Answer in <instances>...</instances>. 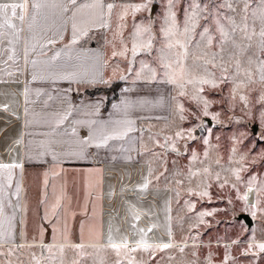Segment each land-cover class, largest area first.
I'll use <instances>...</instances> for the list:
<instances>
[{"label":"crops","instance_id":"obj_1","mask_svg":"<svg viewBox=\"0 0 264 264\" xmlns=\"http://www.w3.org/2000/svg\"><path fill=\"white\" fill-rule=\"evenodd\" d=\"M5 2H20V0H0V3ZM42 2L49 7L40 10L31 30L26 18L22 32L16 37H5L0 43V162H15L23 165L22 168L13 169L12 184L5 188L0 197L4 206L3 215L0 216V233H2L0 264L7 259V253L9 250L12 251L13 247L16 249L13 252L17 254L16 261H18V258L23 259L20 250L23 247L28 249L41 246L42 242L57 241L50 238L41 241L25 239L27 234L24 228L25 208L30 205L31 213L34 214L33 211H36L38 203V197L33 196L32 191L28 190L43 188L42 185L46 187L47 197L39 204L44 206L42 212H45V208L53 212V217L48 218V221L52 222L56 218V213H64L63 205L66 196L70 194L72 183L80 180V177L75 175L78 173L87 179L89 173L98 174L100 191L97 193L92 191V193L99 194L101 198L98 212L102 224L107 223L104 219L108 218L110 221L108 224L115 230L113 236L117 239L114 242L125 234L133 239L139 238L133 225L136 228L147 229L152 224L157 227L147 233L148 242L169 241L172 198L168 187L158 188L153 184L154 181L144 191L133 186L142 182L141 177L147 175L149 167L154 168L155 160L153 150L150 151V142L153 138L155 140L159 135H164L160 132L165 130L164 127L173 117V85L164 81L162 71H159V79L155 81L120 79L119 70L124 67L115 65V60L119 57H112L113 47L109 53V48L102 39L101 42H96L97 34L102 32L103 35L105 28L90 29L88 35L80 37L69 50L65 46L70 44L72 29L71 22H65L72 13L70 11L62 15L60 9L54 6L66 0H42ZM92 2L93 0H78V3ZM104 3L109 2L104 0ZM112 19L115 21V9ZM16 23L20 26L19 21ZM113 25L115 29V22ZM61 31L63 39H57L54 45H48L47 40L55 39ZM9 40L13 43L10 44ZM41 45L45 46L41 48ZM12 48H15V53L12 52ZM57 52L60 53L59 57L52 61L51 58ZM10 56L12 59H9ZM129 58H132L130 51L127 55V59ZM32 61H36L35 67ZM59 65H65V71L87 73V79L95 76L96 83L90 84L86 80L75 83L49 78L54 66ZM33 74L37 79H32ZM115 81H120L121 85L118 95L113 97L108 108H105L106 99L103 94L88 95L87 93L89 87L103 86L105 83ZM26 88L27 94H25ZM69 89L72 90L68 91ZM122 100L133 103V107L127 112V117L123 110L112 107V104H120ZM98 102H102L99 113L93 114L94 106ZM70 104L73 106L71 115L63 124H57L59 116L69 111ZM4 105L8 106L7 109L3 107ZM124 118L136 121L134 126L136 130L129 133L128 138L110 141L107 147L101 148H97L95 144L85 145L79 142L88 137L92 129L87 123L77 124L76 121H108ZM96 127L98 125L92 126V128ZM73 128L76 130L75 134L72 132ZM43 133L49 135H42ZM18 139H22V143L16 145L14 142ZM41 141L51 142V149L57 153L56 161L52 159L51 154L40 155L45 151ZM145 148L148 151H145ZM76 152H83V157L69 155ZM93 159H96V162H93ZM17 184L20 187L18 195ZM122 188L125 190L122 191ZM56 195L60 200L58 206H56ZM70 198L72 202L71 195ZM130 203L147 214L139 221H135L129 211ZM39 208L40 206L38 211H41ZM260 219L263 220L264 217ZM260 219L255 220L256 224ZM105 234L108 236L106 232ZM31 235L35 234L29 233V236ZM259 239L264 240V237ZM24 240L29 244H22ZM80 240L107 241V239L91 238ZM36 242L40 243L34 244Z\"/></svg>","mask_w":264,"mask_h":264},{"label":"rangeland","instance_id":"obj_2","mask_svg":"<svg viewBox=\"0 0 264 264\" xmlns=\"http://www.w3.org/2000/svg\"><path fill=\"white\" fill-rule=\"evenodd\" d=\"M108 2H114L118 6L123 4H136L142 2V0H107ZM200 3L208 2V0H199ZM224 0H214V4L219 5L223 3ZM260 0H250V7L247 12L248 23L252 26L255 22V27L257 33L260 27L259 14L253 15L254 10L257 9ZM189 0H177L175 11L177 13V21L183 25L185 9L187 8ZM233 7L235 11H231L227 8L221 9L223 15L232 16L235 18L237 23H241L242 17L245 13L242 11L244 0H232ZM167 0H154L153 12L151 13L154 19V32L156 39L154 40V47L151 53L139 52L135 57L134 63L131 64L132 71L129 72L128 68L130 66V61L132 58L119 57L115 60V65H120L119 76H126L127 79H136L135 73L139 71L140 61H146L151 67L157 68V73L162 71L159 67L158 50L165 43L163 37L160 33V26L163 23L162 17L166 9ZM122 11L120 7L115 9V21L112 19L109 28H105L102 32L97 34L96 42H101V39L107 44L109 48V53H111L112 43L114 41V35L118 31H122V37L125 43H128L129 49L131 48L130 34L133 32L134 19L135 22H140L143 20L145 23L148 22L150 13L147 11H141L135 13V18L131 9H129V15L125 18V27L122 30L118 29V24L120 23L118 19V14ZM113 22H115V29ZM226 23V22H225ZM205 21H201V27L196 29L199 33L202 30V26ZM208 26L210 29H215L214 22L211 18L208 21ZM92 38H94L92 36ZM235 38L238 44L247 45L249 42L242 39L241 33L237 32ZM120 35H115V48L119 50L121 48ZM95 40V39H94ZM91 39L89 38V42ZM199 41V36L197 35L192 41L189 47L190 58L189 65L193 63H200V61L195 60L196 56L202 55L204 52H219V46L217 40H214L213 46L211 48L205 47V41H200V48L195 47L196 42ZM258 37H253L251 48H246V50L241 53L238 49L229 43L225 45L224 58L228 60L230 55H237L242 60V63L247 66V58L252 56L255 58L254 54H258L257 51ZM129 54V53H128ZM229 70L231 71V64H229ZM124 71V72H121ZM219 75V71H217ZM133 77V78H132ZM159 79V75L157 76ZM156 79V80H157ZM143 80V79H140ZM147 81V80H144ZM258 81V75H257ZM121 82L115 81L114 83H105L103 86L89 87L87 89L88 95H94L96 93L103 94L105 99H112L118 95V89ZM232 84L230 82L221 84L219 88H205L204 95L211 101L209 111L212 113H219V123L212 119L211 116L204 117L198 110L197 105L191 101L188 97L179 98L185 106V109H189L191 112H195L197 116L201 117L203 121V127L196 130L194 135L197 137L195 140H188L187 138L177 140L176 147L179 149L178 152L172 151L171 148H162L160 145L165 143L166 136H173L175 131L178 130L177 126L183 127L185 129L195 126L200 123L195 117H193L189 112L185 115L188 119L180 121L176 113V101L173 100V111L172 119L168 121L165 130H161L160 133L164 135H159L157 137L160 141V145L154 143V138L151 144V150L154 154L153 170L154 175L160 176L159 180H154V185L167 186L171 198V241H232L237 240L243 241L251 239V235L254 232L256 240L264 237V217L261 213L257 212L256 217H252L250 212L243 211L244 203L237 198V190L231 187V184L235 183L239 189V193L243 194L246 190V182L252 176H256L258 183H264V159L260 157L262 151H264V140L260 139L261 135H264V126L260 124L259 121V111L261 109L260 103H258V97L261 94L262 86L257 82L253 85V91L247 93L249 95V108H245L243 103L237 98L236 101L230 99L229 93ZM173 97L177 96V88L173 85ZM189 92H191V86H189ZM249 110L251 111V116L248 115ZM208 129H211V134L209 135ZM241 134H246L244 138ZM218 138V139H217ZM204 139L209 140V144H204ZM236 140H242V143H235ZM186 146V147H185ZM238 149L236 156H232V147ZM197 154V160L193 161L191 156L192 153ZM207 152L208 155L205 157L204 153ZM247 153V159L243 162L239 161V154ZM219 158V165L216 164V160ZM231 158V159H230ZM255 158V159H253ZM153 160V161H154ZM210 166L212 172H219L221 176L220 182H223L225 178L228 179L229 183L225 187H219V183L213 177L209 178L204 175L193 177L191 183L189 182V173L201 170L204 167ZM238 167H244L245 170L241 172V179L237 181L235 176L229 169H235ZM91 171V169H87ZM80 177L81 182L75 181L72 183V189L70 194L66 196L64 213L57 214L55 220L48 221V218H52L51 211L42 212L43 205L41 201L47 197L48 190L44 185L43 188L28 190L32 191L33 196L38 197V203L36 205V211L32 214L30 210V205L25 208L26 214L24 218V228L27 230L25 239H55L60 240H74L81 241L82 238L87 239H107L105 232L108 235L109 225L108 218L107 223L101 222V216L98 212L99 200L101 198L95 195L93 192L97 193L100 191V183L98 179V174H87V178H83L81 173L75 174ZM183 180L182 185H178L176 181ZM201 181H206L210 184L208 191L210 193V198L205 197L203 199L190 195L186 189L191 186L196 188ZM199 190V189H198ZM255 190V188H254ZM62 191V190H61ZM177 191L179 195L177 196ZM36 193V195H35ZM56 193V192H55ZM72 197V202L71 198ZM53 197V196H52ZM58 196L56 195L55 200L57 202ZM60 201V200H59ZM195 203V209L189 210L188 205L185 203ZM40 203V204H39ZM39 204V205H38ZM38 206L41 211H38ZM264 206V205H262ZM101 208V206H100ZM63 211V210H61ZM200 211L212 212L210 216H205L204 222L201 223L198 218V213ZM42 213V214H41ZM62 215V216H61ZM34 217V218H32ZM247 217L252 219L248 222ZM46 221H43V219ZM256 219H260L259 222H255ZM48 221V224H46ZM49 225V227H48ZM194 225H199L198 227ZM83 226V227H82ZM112 227V226H111ZM113 229V228H112ZM29 233L35 234L34 236H29ZM115 235V230L113 233ZM47 235V236H46ZM84 241V240H82ZM118 242V241H117ZM168 242V241H167ZM166 243V242H165ZM43 245H52V251L49 252L47 248L42 247L43 245L33 246L27 249L23 247L22 250L23 259L18 258L17 254L13 252L16 250L14 247L12 251H8L7 259L3 261V264H36V259H40V264H72V261L79 260V264H117V260H122L123 257H118L114 250L106 247L107 244H90L85 245L83 253L71 247L74 244H48L42 242ZM248 243L234 244L232 247L228 244H185L182 246H173L170 249L157 250L151 256L149 253L137 252L133 253L137 260H143L146 264H207L208 257L211 255L213 264H222L226 252L234 257V260H230L229 264H264V253H261L258 257L254 256L253 253L244 254V250ZM64 245V251H59V246ZM97 246V247H92ZM227 246V249L226 247ZM183 248V252L180 249ZM255 251V250H253ZM23 262V263H22ZM125 264L127 262L125 261Z\"/></svg>","mask_w":264,"mask_h":264},{"label":"snow or ice","instance_id":"obj_3","mask_svg":"<svg viewBox=\"0 0 264 264\" xmlns=\"http://www.w3.org/2000/svg\"><path fill=\"white\" fill-rule=\"evenodd\" d=\"M154 0H142L140 3L136 4H123L117 5L114 2L104 3V0H93L92 3H78V0H66L64 3L54 5L60 9L62 15H66L71 11V16L67 17V20L71 22L72 37L69 45L65 47L69 50L71 45L78 42L80 37L87 36L90 29H100L109 28L111 25V19L113 16V11L117 7H120L122 11L118 14V19L120 23L118 24V29L122 30L126 25L124 23L125 18L129 15V9H131L133 18H135V13L141 11H147L150 13L148 22L145 23L143 20L140 22H135L133 24V32L130 34L131 48L129 49L128 43H125L122 37V31H118L115 35H120L121 48L116 50L115 45H113L112 57H123L127 58L129 51L131 52L132 61H130V66L128 71H132L131 64L134 63L135 57L139 52L151 53L154 47V40L156 35L154 32V19L151 16L153 12ZM177 0H167L166 9L163 14V23L160 26V33L163 37L164 44L158 50L159 67L162 69V77L165 82L170 83L177 88V96L172 97L176 101V113L180 121L188 119L185 115L189 112L193 117H195L200 123L190 128H183L179 125L178 130L173 136H166L165 143L160 145L158 139L154 140V143L160 145L162 148H171L172 151L178 152L179 149L176 147V141L187 138L188 140H195L197 137L194 135L196 130L203 127V121L200 116H197L195 112H191L189 109H185V106L180 102L179 98L188 97L193 101L201 115L204 117L211 116L213 120L219 123V113H212L209 111L211 101H209L204 95L205 88H219L221 84L230 82L232 87L230 89V99L236 101L237 98L241 101L245 108H249L250 100L249 95L253 91V85L257 82L264 89V0H260L257 9L254 10L253 15L259 14L260 27L257 33L255 22L252 26L248 23L247 12L250 7V0H244L242 11L245 15L241 19V23H237L235 18L232 16L223 15L220 11L221 9L227 8L231 11H235L233 7L232 0H224L223 3L216 5L214 0H208V2L200 3L199 0H189L188 6L185 9L183 25L181 29L180 23L177 21V13L174 10L176 7ZM49 7L48 4L42 2V0H20V2L12 3H0V43L3 42L5 37H16L24 29L22 25L24 24L26 18L28 19L29 30L32 29L35 23L36 16L40 13L42 8ZM214 22L215 29L214 32L208 26V21ZM205 21L202 26V30L197 33L196 29L201 27V21ZM16 21L20 22V26L17 25ZM226 22V23H225ZM63 27V26H62ZM241 33L242 39L248 41L247 45L238 44L235 38V34ZM114 35V39H115ZM199 36V41L196 42L195 47L200 48V41H205V47L211 48L213 46L214 40H217L219 46V52H204L202 55L196 56L195 60L200 61V63H193L189 65L190 51L189 47L196 36ZM253 37H258L257 51L258 54H254L255 58L249 56L247 58V66L242 63V60L237 55H230L228 60L224 58L225 45L231 43L234 48L238 49L243 53L246 48H251V41ZM57 39H63V32L61 31L59 35L54 38H49L47 40L48 45H54ZM9 43H13L9 40ZM45 45H41L43 48ZM27 51V50H26ZM12 52L15 53V48H12ZM60 53L57 52L55 56L51 58L55 61L59 57ZM9 59H12L10 56ZM35 67L36 61H32ZM229 64H231V71L229 70ZM65 65L54 66V70L49 73V78L68 80L70 82L82 83L86 82L90 84L96 83V77L92 76L91 79H87V73L77 72V71H65ZM219 71V75H217ZM136 79L155 81L157 79L158 73L157 68L151 67L146 61H140L139 71L135 73ZM258 75V81H257ZM32 79H37V76L33 74ZM120 79H127L126 76H121ZM189 86H191V92H189ZM69 89L68 91H71ZM28 89H25V94H27ZM258 103L261 105L259 111V121L262 126H264V90L258 97ZM102 102H98L94 108L93 114H98ZM7 109V105L3 106ZM72 105H69V111L60 115L57 124H63L67 120L68 116L71 115ZM114 109H121L125 112V117H127L128 110L133 107V103L127 100H122L120 104H112ZM248 115L251 116V111L249 110ZM75 123H87L89 128L92 129L88 137L79 141L85 145L95 144L97 148L107 147L110 141H120L129 137V133L135 131L136 121L129 118L108 120V121H76ZM93 125H98L96 128H92ZM75 128L72 129L73 134H75ZM209 135L211 134V129H208ZM42 135L48 136V133H43ZM246 138V134H241ZM218 139V138H217ZM261 140H264V135L260 136ZM16 145L22 143V139H18L14 142ZM235 143H242V140H236ZM204 144L208 145L209 140L204 139ZM42 147L45 151L40 153L41 156L51 154L54 161L57 160V153L51 149L50 141H41ZM186 147V146H185ZM148 151L147 148L144 149ZM232 156H236L238 149L234 146L231 149ZM69 155H74L78 157H83V152L70 153ZM207 157L208 153H204ZM260 157L264 159V151L261 152ZM131 159V157H128ZM192 160H197V154L192 153ZM231 159V158H230ZM247 159V153L239 154V161L243 162ZM255 159V158H253ZM219 165L220 160L217 158L215 161ZM23 165L20 163H2L0 162V197H2L5 188L10 187L13 180V169L22 168ZM244 167H238L235 169H229L235 176V179L239 181L241 179V172L244 171ZM99 171V170H97ZM154 175V170L149 167L147 175L141 177V183L134 185L135 189L141 191L147 190L154 180H159L160 176ZM204 175L206 177H213L217 182H220L221 176L219 172H212L210 166L204 167L201 170L189 173V182L193 177ZM47 177V173H45ZM178 185L184 183L183 180L176 181ZM229 183L228 179L225 178L223 182L219 183V187L223 188ZM45 184H47V179H45ZM210 184L206 181H201L196 188L189 186L186 191L190 195H195L201 199L205 197L210 198V193L208 188ZM231 187L237 190V198L244 203L243 211L250 212L252 217H256L257 212L264 215V183H258L256 176H252L246 182V191L243 194L239 193V189L235 183L231 184ZM255 188V202L249 203L250 196ZM199 189V190H198ZM125 190L122 188V191ZM20 192L19 184L16 186V194ZM179 191H177V196ZM189 210L195 209V203L188 201L185 202ZM59 205V198H57V205ZM3 199L0 198V216L3 215ZM129 211L133 216L135 221H139L143 215L147 213L142 212L135 204H129ZM170 211V209H169ZM212 212L200 211L197 215L201 223L204 222L205 216L212 215ZM170 219V217H169ZM198 227L199 225H194ZM83 227V226H82ZM157 225L152 224L147 229L136 228L133 225L134 230L138 233L136 239L130 238L128 234L118 237V242H114L117 238L113 236V229L109 226L106 247L111 248L115 251L118 257L122 256V260H117V264H146L143 260H137L133 253L145 252L149 253L151 256L157 250L170 249L173 245L171 242H159V243H149L147 238V233L151 232ZM118 231V230H117ZM168 237L171 241L172 232L171 227L168 228ZM0 238H2V233H0ZM233 244H239V239L234 240ZM48 249L49 252L52 251V245H43ZM64 245L59 246V251H64ZM72 248L83 253L85 245L83 243L71 245ZM97 247V246H92ZM227 249V246H225ZM183 248L180 249L183 252ZM255 250V251H253ZM11 251V250H10ZM253 253L254 256H259L264 253V241H256L255 233L251 235V242L247 244L244 250V254ZM36 259V264H40V259ZM230 254L226 252L222 264H229L230 260H234ZM72 264H79V260H73ZM207 264H213L211 255L208 257Z\"/></svg>","mask_w":264,"mask_h":264},{"label":"bare ground","instance_id":"obj_4","mask_svg":"<svg viewBox=\"0 0 264 264\" xmlns=\"http://www.w3.org/2000/svg\"><path fill=\"white\" fill-rule=\"evenodd\" d=\"M246 191V190H245ZM255 202V190L253 189V193L252 195L250 196V200H249V203H254ZM234 240H230V241H225V242H222V241H202V242H195V241H189V242H183V241H168V242H171L172 244L176 245V246H182V245H185V244H228V246L232 247L234 244L232 243ZM256 241H264L262 239H257ZM161 241H158V242H155V243H159ZM241 243H249L251 242V239H248V240H243V241H240ZM37 243H40V242H36L34 244H37ZM45 243H49V244H54V243H57V244H80V243H83V244H86V245H90V244H108V241H74V240H71V241H47ZM149 243H154V242H149ZM22 244H29L27 243V241H23Z\"/></svg>","mask_w":264,"mask_h":264},{"label":"trees","instance_id":"obj_5","mask_svg":"<svg viewBox=\"0 0 264 264\" xmlns=\"http://www.w3.org/2000/svg\"><path fill=\"white\" fill-rule=\"evenodd\" d=\"M113 99V98H112ZM112 99H106V103H105V108H108V106H109V103H110V101L112 100Z\"/></svg>","mask_w":264,"mask_h":264},{"label":"water","instance_id":"obj_6","mask_svg":"<svg viewBox=\"0 0 264 264\" xmlns=\"http://www.w3.org/2000/svg\"><path fill=\"white\" fill-rule=\"evenodd\" d=\"M247 219H248V222H251L252 221V219L250 217H247Z\"/></svg>","mask_w":264,"mask_h":264},{"label":"built area","instance_id":"obj_7","mask_svg":"<svg viewBox=\"0 0 264 264\" xmlns=\"http://www.w3.org/2000/svg\"><path fill=\"white\" fill-rule=\"evenodd\" d=\"M93 162H96V159H93Z\"/></svg>","mask_w":264,"mask_h":264}]
</instances>
